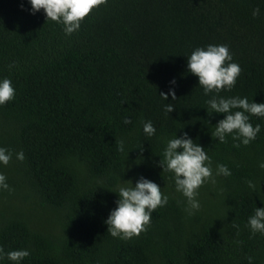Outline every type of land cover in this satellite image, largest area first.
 <instances>
[{"label": "trees", "instance_id": "obj_1", "mask_svg": "<svg viewBox=\"0 0 264 264\" xmlns=\"http://www.w3.org/2000/svg\"><path fill=\"white\" fill-rule=\"evenodd\" d=\"M29 8L0 0V77L15 89L0 105V147L13 153L0 164L9 185L0 189V247L28 249L20 264H264V234L248 226L264 206V117L249 114L260 131L243 145L212 138L223 114L206 111L213 95L264 102V0H105L71 35ZM208 44H227L241 72L230 90L205 95L186 57ZM170 87L176 99L165 100ZM149 120L152 136L142 130ZM183 132L204 146L215 177L192 214L157 164ZM217 164L231 175H216ZM140 176L168 203L139 235L113 237L104 221L117 188Z\"/></svg>", "mask_w": 264, "mask_h": 264}, {"label": "clouds", "instance_id": "obj_2", "mask_svg": "<svg viewBox=\"0 0 264 264\" xmlns=\"http://www.w3.org/2000/svg\"><path fill=\"white\" fill-rule=\"evenodd\" d=\"M105 0H27L30 5L28 11L31 14L43 10L46 19H51L63 25L66 35H71L79 30L81 21L90 11ZM23 7V4H21ZM260 14L259 7L252 11L253 16ZM187 58V71L197 77L198 84L202 86L205 95L210 92L219 93L230 90L236 83L241 72L238 63L233 61L227 44H208L205 47H196ZM175 84L173 78L169 81ZM15 89L8 77H0V105L12 100ZM160 95L166 100L168 96L176 99L174 88L170 87L167 93ZM208 114H223L214 125L210 136L219 142L226 140V135L231 134L234 141L238 140L243 145H248L260 131V125L253 124L249 120V114L264 117V102L249 101L244 96H217L213 95L206 101ZM172 104L165 105V111L173 110ZM127 123V119L125 120ZM143 132L152 136L156 129L152 122L143 123ZM120 150L123 151V141L120 142ZM12 151L0 147V164L7 165L12 159ZM18 160H24V152L15 153ZM162 170L173 173L175 190L185 197L186 211L192 214L200 207L196 199L199 187L207 180L215 179L211 166V158L203 145L195 142L187 132L176 134L167 140L163 149V159L157 161ZM259 167L264 168V161L259 162ZM231 175V170L225 164L216 165V175ZM117 188L115 207L109 211L104 223L107 231L113 237L127 240L139 235L150 223L152 212L158 206L168 203V195L161 191L160 185L144 176H140L135 183L125 180ZM249 188L255 189L252 181H248ZM7 178L0 172V189H8ZM116 193V192H114ZM117 194V193H116ZM248 226L252 233L264 234V206L256 207L254 214L248 217ZM30 255L28 249H12L7 252L0 247V264L4 257L13 264L20 262Z\"/></svg>", "mask_w": 264, "mask_h": 264}]
</instances>
